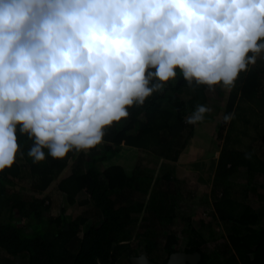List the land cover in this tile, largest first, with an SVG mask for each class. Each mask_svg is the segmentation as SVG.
Returning a JSON list of instances; mask_svg holds the SVG:
<instances>
[{"label":"trees","instance_id":"trees-1","mask_svg":"<svg viewBox=\"0 0 264 264\" xmlns=\"http://www.w3.org/2000/svg\"><path fill=\"white\" fill-rule=\"evenodd\" d=\"M197 104L213 110L195 126L217 122L210 132L221 144L212 197L214 217L227 232L222 252L210 250L217 236L204 222L195 227L183 217V229H175L183 194L170 164L194 137L195 126L184 121ZM230 113L234 119L226 124ZM263 125L264 60L258 59L231 91L190 88L180 77L131 109L122 126L108 131L109 142L89 155L33 164L27 157L32 141L18 134L25 156L0 173V264L2 256L23 264H118L123 258L131 264L140 252L157 264L158 254L166 264L176 252L199 253V264H264ZM144 153L163 160L158 173ZM49 197L85 210L71 216L61 207L52 214Z\"/></svg>","mask_w":264,"mask_h":264},{"label":"clouds","instance_id":"clouds-1","mask_svg":"<svg viewBox=\"0 0 264 264\" xmlns=\"http://www.w3.org/2000/svg\"><path fill=\"white\" fill-rule=\"evenodd\" d=\"M258 59L264 0H0V173L25 156L18 134L33 164L89 155L180 77L231 91Z\"/></svg>","mask_w":264,"mask_h":264},{"label":"rangeland","instance_id":"rangeland-1","mask_svg":"<svg viewBox=\"0 0 264 264\" xmlns=\"http://www.w3.org/2000/svg\"><path fill=\"white\" fill-rule=\"evenodd\" d=\"M212 125L216 128L217 122L214 124L208 123L195 126L194 137L187 142L182 158L179 159L181 162L170 164V168L174 167L176 172L175 177L180 181L179 186H181L183 194L179 203V215L175 223V229L178 231L183 229L184 225L181 221L183 217H189L195 227H200L201 223L204 222L206 224L205 226L210 225L212 227L217 236V242L211 241L209 243L210 250L214 249L222 252L224 246L227 244V232L214 217V199L212 197L214 163L219 157L221 144L217 140L216 135L213 134V131L210 132V129L213 127ZM263 128L264 125L261 131ZM191 141H193V144H191ZM182 144L183 141L181 144H177V146H182ZM130 155L136 158L138 154L136 151H133ZM143 158L147 160L149 166L155 168V173H158V169L164 163L162 159L155 158V156L147 153L143 154ZM125 164L128 165L127 163ZM21 185H25V182L23 181ZM53 192L54 190L51 191V194ZM236 193L239 195L242 194L240 191H236ZM48 194L50 196V193H47L46 196ZM49 198L52 199L49 200L52 205V214L58 215L61 207L65 208L71 216H79L85 210L84 207H79L77 204L75 206H69L68 203L64 202L62 204L61 200L54 197ZM205 231L210 233V228H206ZM181 239L182 236L179 237L180 242ZM138 254H143V252ZM1 258H4L3 264H23L22 261L12 256H2ZM156 259L159 264H162L165 256L158 254ZM118 264L129 263L126 258H123Z\"/></svg>","mask_w":264,"mask_h":264},{"label":"water","instance_id":"water-1","mask_svg":"<svg viewBox=\"0 0 264 264\" xmlns=\"http://www.w3.org/2000/svg\"><path fill=\"white\" fill-rule=\"evenodd\" d=\"M199 253L188 254L186 252H176L172 254L166 264H199L201 261ZM131 264H155L146 254L141 256H133L130 258Z\"/></svg>","mask_w":264,"mask_h":264},{"label":"flooded vegetation","instance_id":"flooded-vegetation-1","mask_svg":"<svg viewBox=\"0 0 264 264\" xmlns=\"http://www.w3.org/2000/svg\"><path fill=\"white\" fill-rule=\"evenodd\" d=\"M143 254H145V253H143ZM142 254H138V255H136V256H141ZM146 256L148 257V255L146 254ZM149 258V257H148ZM150 259V258H149ZM151 260V259H150ZM152 261V260H151ZM153 262V261H152ZM155 263V262H154ZM155 264H157V263H155Z\"/></svg>","mask_w":264,"mask_h":264},{"label":"crops","instance_id":"crops-1","mask_svg":"<svg viewBox=\"0 0 264 264\" xmlns=\"http://www.w3.org/2000/svg\"><path fill=\"white\" fill-rule=\"evenodd\" d=\"M191 144H193V141H191ZM184 152V151H183ZM183 154V153H182ZM180 158H182V155L180 156ZM179 158V159H180ZM181 162V160H178V163H180Z\"/></svg>","mask_w":264,"mask_h":264}]
</instances>
